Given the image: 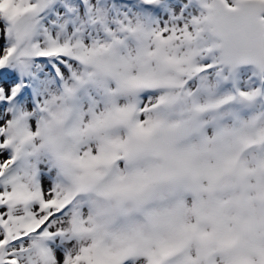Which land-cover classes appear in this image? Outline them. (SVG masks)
Instances as JSON below:
<instances>
[{
    "label": "snow or ice",
    "instance_id": "1",
    "mask_svg": "<svg viewBox=\"0 0 264 264\" xmlns=\"http://www.w3.org/2000/svg\"><path fill=\"white\" fill-rule=\"evenodd\" d=\"M0 264H264V0H0Z\"/></svg>",
    "mask_w": 264,
    "mask_h": 264
}]
</instances>
